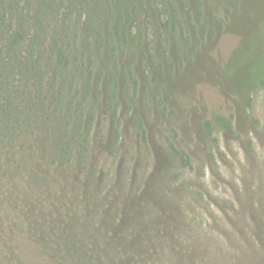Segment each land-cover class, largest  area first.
<instances>
[{"label": "rangeland", "instance_id": "374dc122", "mask_svg": "<svg viewBox=\"0 0 264 264\" xmlns=\"http://www.w3.org/2000/svg\"><path fill=\"white\" fill-rule=\"evenodd\" d=\"M260 13L264 0L107 12L110 28L121 19L111 57L80 67L71 55L80 70L56 105L19 98L0 159V221L14 240L0 237V264H264ZM214 114L231 129H207Z\"/></svg>", "mask_w": 264, "mask_h": 264}, {"label": "trees", "instance_id": "16d2710c", "mask_svg": "<svg viewBox=\"0 0 264 264\" xmlns=\"http://www.w3.org/2000/svg\"><path fill=\"white\" fill-rule=\"evenodd\" d=\"M143 2L144 0H0V159L5 155L9 160L12 152L5 150L6 142L10 134L20 129L22 123L23 110L20 108L19 98L26 97L25 101L33 103L47 100L51 105L61 102L62 89L68 84L67 74H75L76 70H80L78 68L72 71L71 55L80 54L79 58L83 60L80 67L83 64L87 67L99 66L101 60L111 57L114 52V42L120 29V17L116 18L113 29L109 27L107 12L115 9L121 15L128 14V9ZM258 16L262 19L259 26L263 32L264 17L262 13ZM74 30L77 32L70 33ZM68 34L77 35L81 39L79 47L68 50L69 44L65 43ZM103 49L106 51L104 58L101 55ZM104 69H107L106 65ZM253 77L251 74L249 79ZM99 79L100 77L94 80L97 86L100 85L97 84ZM258 80L264 85V74ZM91 83L89 81L87 85L91 87ZM204 125L207 129H231L229 119L220 114L206 119ZM74 141L75 136L71 135L59 146L57 155L71 153ZM171 149L182 165L188 164L183 150L172 145ZM11 234L12 229L7 227L6 222L0 221V237L12 240ZM87 239L93 247L91 236ZM16 243L21 244V241L17 240ZM37 263L34 256H28L27 264Z\"/></svg>", "mask_w": 264, "mask_h": 264}]
</instances>
